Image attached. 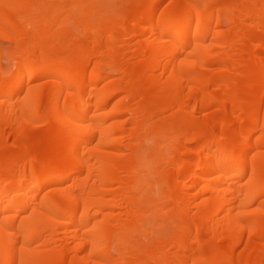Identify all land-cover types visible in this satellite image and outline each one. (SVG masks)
<instances>
[{"label":"bare ground","instance_id":"obj_1","mask_svg":"<svg viewBox=\"0 0 264 264\" xmlns=\"http://www.w3.org/2000/svg\"><path fill=\"white\" fill-rule=\"evenodd\" d=\"M0 40V264H264V0H0Z\"/></svg>","mask_w":264,"mask_h":264},{"label":"rangeland","instance_id":"obj_2","mask_svg":"<svg viewBox=\"0 0 264 264\" xmlns=\"http://www.w3.org/2000/svg\"><path fill=\"white\" fill-rule=\"evenodd\" d=\"M9 44L5 40H0V52L2 57L0 59V64L5 70H9L14 67V62L12 60H8L9 55Z\"/></svg>","mask_w":264,"mask_h":264}]
</instances>
